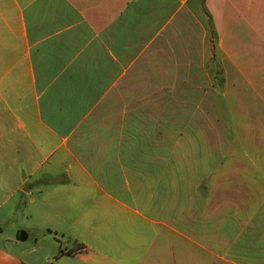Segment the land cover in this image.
Wrapping results in <instances>:
<instances>
[{"label":"crops","instance_id":"0c3cea01","mask_svg":"<svg viewBox=\"0 0 264 264\" xmlns=\"http://www.w3.org/2000/svg\"><path fill=\"white\" fill-rule=\"evenodd\" d=\"M206 33L224 56V78L214 72L212 86L226 81L229 87V71H239L256 98L246 118L264 121V0H0V196L8 194L5 184H14L2 204L23 193L40 210L59 204L92 212L100 217L89 224L115 233L99 245L112 255L76 241L58 259L159 264L142 255L152 246L155 221L126 198L145 199V183L172 182L174 144L166 138L171 128L144 126L140 109L126 110V88L167 86L150 73L158 56H172L169 86H191L189 73L204 70L210 54ZM107 113L110 124L90 126ZM260 140V158L246 162L243 149H253L252 142L231 137L229 176H222L220 160L201 174L211 177V188L184 194V236L196 232L200 248L225 249L233 264L237 258L264 264ZM221 180L228 190L215 188Z\"/></svg>","mask_w":264,"mask_h":264},{"label":"rangeland","instance_id":"374dc122","mask_svg":"<svg viewBox=\"0 0 264 264\" xmlns=\"http://www.w3.org/2000/svg\"><path fill=\"white\" fill-rule=\"evenodd\" d=\"M205 42L210 54L205 56L206 63L202 66L204 70L189 73L188 83L191 86H169L174 82L171 79L174 75L171 70L173 64L169 62L172 56H158V68L150 73L156 75L158 84L167 86L126 88V110L140 109L144 126L156 130L164 125L171 128L166 138L174 144L170 174L172 182L145 183V199L126 198L127 202L140 207L149 219L155 221L154 230L151 231L152 246L142 252L147 262L153 257L159 264H233L226 260L230 252L225 249L210 247L214 251L211 254L200 248L198 243L202 241H198L196 232H191L189 237L184 236V213L188 214L184 210V194L211 188V177L201 174L220 160L224 165L222 176H229V165H232L229 161L231 137L244 143L246 140L250 144L252 142L253 149H243L241 158L246 162L259 159L256 150L258 142L261 143L259 139L264 138V121L255 118L251 119V124V120L246 118V110L255 107L256 98L253 88L239 71H229V87L226 81H219L217 86H212L214 72L216 76L224 78V56L221 49H215L214 40L208 33ZM187 57L197 66L196 55ZM213 58H216L215 65L210 62ZM238 67L243 70L241 65ZM148 75V71L142 72V77L148 78ZM252 110L255 111V108ZM109 120L108 113L101 114L90 126H101L106 122L110 124L112 120ZM232 129L236 130L235 135H229ZM246 129H251L250 135L245 134ZM153 138L163 141L162 134L154 133ZM261 157L264 160V150L261 151ZM227 180H221L224 183H221V187L216 184L215 188L228 190L230 184ZM5 185L9 194L14 184ZM129 185L134 189L133 184ZM123 186L127 190V184ZM152 193H155L154 196ZM6 194L3 195L8 196ZM5 196H0V264H73L74 259L58 258L64 251L73 248L76 241L98 246V252L105 256L112 255L109 250H101L99 245L114 240L115 233L101 225L89 224L100 216L85 209L73 210L59 204L52 209L40 210L36 203L29 204V197L23 193H18L2 204ZM33 196L37 200L36 191ZM224 226L228 227V220L221 226V236L225 235ZM225 231L228 232L227 229ZM20 232L26 233L24 240H20ZM231 252L235 253V250L231 249ZM236 264L250 263L237 258Z\"/></svg>","mask_w":264,"mask_h":264},{"label":"water","instance_id":"95a60500","mask_svg":"<svg viewBox=\"0 0 264 264\" xmlns=\"http://www.w3.org/2000/svg\"><path fill=\"white\" fill-rule=\"evenodd\" d=\"M19 238H20V240H24L26 238V233L25 232H20L19 233Z\"/></svg>","mask_w":264,"mask_h":264}]
</instances>
